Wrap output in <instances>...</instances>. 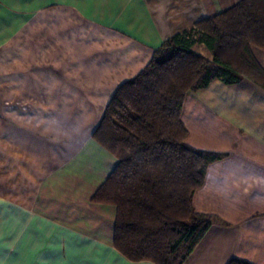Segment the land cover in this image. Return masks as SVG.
<instances>
[{
	"label": "crops",
	"instance_id": "crops-1",
	"mask_svg": "<svg viewBox=\"0 0 264 264\" xmlns=\"http://www.w3.org/2000/svg\"><path fill=\"white\" fill-rule=\"evenodd\" d=\"M237 1L0 0V264H156L114 246L116 207L92 197L117 159L92 132L156 48ZM181 120L225 154L193 193L212 222L181 264H264V88L214 79Z\"/></svg>",
	"mask_w": 264,
	"mask_h": 264
},
{
	"label": "trees",
	"instance_id": "trees-1",
	"mask_svg": "<svg viewBox=\"0 0 264 264\" xmlns=\"http://www.w3.org/2000/svg\"><path fill=\"white\" fill-rule=\"evenodd\" d=\"M252 45L264 49V0H238L166 39L108 101L92 138L117 163L92 199L116 207L113 242L128 259L181 264L211 224L192 196L208 164L225 154L186 142L182 105L214 79L264 88Z\"/></svg>",
	"mask_w": 264,
	"mask_h": 264
},
{
	"label": "rangeland",
	"instance_id": "rangeland-1",
	"mask_svg": "<svg viewBox=\"0 0 264 264\" xmlns=\"http://www.w3.org/2000/svg\"><path fill=\"white\" fill-rule=\"evenodd\" d=\"M202 49H204L205 51H207L203 46H200Z\"/></svg>",
	"mask_w": 264,
	"mask_h": 264
}]
</instances>
